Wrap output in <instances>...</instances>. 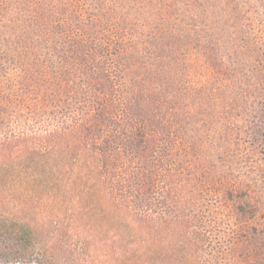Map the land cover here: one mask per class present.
<instances>
[{
    "label": "trees",
    "instance_id": "trees-1",
    "mask_svg": "<svg viewBox=\"0 0 264 264\" xmlns=\"http://www.w3.org/2000/svg\"><path fill=\"white\" fill-rule=\"evenodd\" d=\"M256 155L264 0H0V203L94 217L148 264H264Z\"/></svg>",
    "mask_w": 264,
    "mask_h": 264
},
{
    "label": "rangeland",
    "instance_id": "rangeland-1",
    "mask_svg": "<svg viewBox=\"0 0 264 264\" xmlns=\"http://www.w3.org/2000/svg\"><path fill=\"white\" fill-rule=\"evenodd\" d=\"M188 52L191 57L189 63L183 61L188 65L184 69L193 85L201 63L195 50ZM255 157V165L261 166L264 159ZM0 204V264H148L144 256H133V243L113 228H100L94 217L82 218L79 224L77 216L40 207L33 198H9Z\"/></svg>",
    "mask_w": 264,
    "mask_h": 264
}]
</instances>
